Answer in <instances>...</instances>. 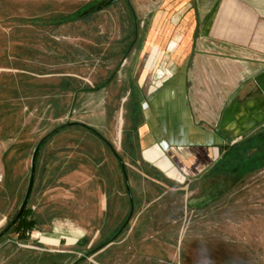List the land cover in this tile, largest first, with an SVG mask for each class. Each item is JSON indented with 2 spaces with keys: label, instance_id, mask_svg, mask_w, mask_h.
<instances>
[{
  "label": "rangeland",
  "instance_id": "obj_1",
  "mask_svg": "<svg viewBox=\"0 0 264 264\" xmlns=\"http://www.w3.org/2000/svg\"><path fill=\"white\" fill-rule=\"evenodd\" d=\"M108 1L0 0V234L23 204L40 142L91 122L101 107L109 128L99 132L122 157L131 189L98 137L78 127L53 135L28 204L35 226L0 240V264H264V129L228 145L198 179L140 175L138 149L133 162L125 143L132 73L154 22L160 38L181 17L165 15L169 0ZM74 14L80 19L59 24ZM81 166L92 174L88 186L60 184ZM37 229L64 239L46 244L43 257L27 254L21 245Z\"/></svg>",
  "mask_w": 264,
  "mask_h": 264
},
{
  "label": "crops",
  "instance_id": "obj_2",
  "mask_svg": "<svg viewBox=\"0 0 264 264\" xmlns=\"http://www.w3.org/2000/svg\"><path fill=\"white\" fill-rule=\"evenodd\" d=\"M169 1L165 15L181 18L168 22L160 38L159 25H152L148 49L132 73L131 125L125 143L132 160L138 149L134 165L149 180L198 179L214 168L228 145L264 129V0ZM97 111L99 117L84 125L110 144L99 132L109 128L107 109ZM113 156L126 185L129 171ZM91 175L81 166L60 184L76 190L88 186ZM126 189L130 195V185ZM98 192L104 214L107 196ZM130 201L134 207L131 196ZM55 234L34 230L21 246L27 254L43 257L46 244L60 245L64 239Z\"/></svg>",
  "mask_w": 264,
  "mask_h": 264
},
{
  "label": "water",
  "instance_id": "obj_3",
  "mask_svg": "<svg viewBox=\"0 0 264 264\" xmlns=\"http://www.w3.org/2000/svg\"><path fill=\"white\" fill-rule=\"evenodd\" d=\"M118 1H120V0H109L106 4H104V6H110V5H112V4H114V3L118 2ZM97 9H98V10L102 9V6H98ZM78 125L81 126V127L84 128V129L90 131L92 134H94V135H98V132H97L96 130H94V129H92V128H90V127L84 125V124H79V123H78ZM56 133H57V130L54 131L52 134L48 135V136H47L45 139H43V140L40 142V144L37 146V149H36V151H35V153H34V156H33V159H32L31 178H30L29 187H28V190H27V193H26L25 199H24L23 204H22V206H21V208H20V210H19L17 216L15 217V219H14V220L12 221V223H11V224H10V225H9V226H8V227H7V228H6V229L0 234V240H1L5 235H7V233H9V231L12 229V227H13V226L19 221V219L21 218V216H22V214L24 213V211L28 208V204H29V201H30V198H31V195H32V192H33V188H34V183H35V176H36V160H37L38 153H39V151H40L42 145H43L44 143H46L47 141H49V140L51 139L52 135H53V134H56ZM259 136H262V135H259ZM254 139H255V137L250 138V139L247 141V143H250V142L253 141ZM103 141H104V143H105L108 147H110V149H111V150L115 153V155H116L117 152L115 151V149H114L112 146H110V144H109L107 141H105V140H103ZM122 167H123V173H124V175H125V177H126V179H127V176H126V170H125V168H124V165H122ZM126 185H127V188L129 189L128 181H126ZM132 215H133V210L131 211L130 217H129L127 223L124 225V227H123L122 230H124V229L126 228V226L128 225V223L130 222V219H131Z\"/></svg>",
  "mask_w": 264,
  "mask_h": 264
},
{
  "label": "trees",
  "instance_id": "obj_4",
  "mask_svg": "<svg viewBox=\"0 0 264 264\" xmlns=\"http://www.w3.org/2000/svg\"><path fill=\"white\" fill-rule=\"evenodd\" d=\"M80 19V15L78 14H74V15H70V16H67V17H59L58 18V22L59 24L61 25H64V24H69V23H73L77 20ZM67 127H78V128H82L81 126L78 125V123H75V124H69V125H65V126H62L60 128L57 129V133H60L61 131L65 130ZM84 129V128H82ZM86 130V129H84ZM88 131V130H86ZM90 132V131H88ZM91 133V132H90ZM55 135V134H53ZM52 135V136H53ZM98 136L100 139L103 140V138L98 134L96 135ZM52 138V137H51ZM45 145V143L42 145V147ZM110 146H112L110 144ZM41 147V149H42ZM113 147V146H112ZM110 148V147H109ZM40 149V151H41ZM111 150V149H110ZM40 151L38 153V156H37V160H36V167H37V162H38V159H39V154H40ZM112 151V150H111ZM113 152V151H112ZM113 154L115 155V153L113 152ZM116 158L123 164V161L122 159L119 157L118 154L115 155ZM29 214V211H28V208L24 211V213L22 214L21 218L19 219V221L12 227V229L10 231H18L20 234L24 235L27 231H32L34 226H35V222L34 221H27V216ZM15 219V218H14ZM112 241H108L106 242L105 244H103L102 246H100L97 250H102L104 249L106 246H108Z\"/></svg>",
  "mask_w": 264,
  "mask_h": 264
}]
</instances>
